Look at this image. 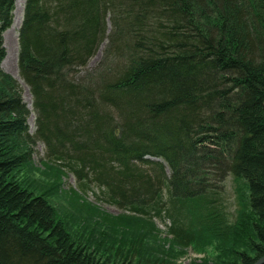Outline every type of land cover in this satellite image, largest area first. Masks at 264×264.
Here are the masks:
<instances>
[{
	"label": "trees",
	"instance_id": "1",
	"mask_svg": "<svg viewBox=\"0 0 264 264\" xmlns=\"http://www.w3.org/2000/svg\"><path fill=\"white\" fill-rule=\"evenodd\" d=\"M13 3L0 0V61ZM106 18L116 63L92 84L77 73ZM18 47L35 130L0 68V264H127L135 251L131 264H172L146 254L143 235L117 258L77 238L19 178L37 141L57 177L64 166L82 190L94 183L126 224L167 221L179 247L208 236L213 264L264 255V0H26Z\"/></svg>",
	"mask_w": 264,
	"mask_h": 264
},
{
	"label": "rangeland",
	"instance_id": "2",
	"mask_svg": "<svg viewBox=\"0 0 264 264\" xmlns=\"http://www.w3.org/2000/svg\"><path fill=\"white\" fill-rule=\"evenodd\" d=\"M21 2L22 0L19 1L20 5ZM24 5L22 11L19 10L18 14V18L21 20L19 27L8 33L11 46V57L7 63L3 62L6 56V49L3 45L5 54L0 61V68L5 73L14 77L21 86L23 101L30 111L27 117V123L29 132L32 134L35 130V114L31 106L32 97L25 83H23L24 85L22 86L20 82L22 80L18 74L17 65L19 50L18 32L22 24ZM14 7L15 0L13 3V10ZM105 22L106 36L104 40L98 45L96 51L88 58L85 65L80 68L77 73L80 79L85 81L90 79L92 84L99 82L101 75L109 68H114L116 63V59L109 56L108 49L107 35L111 32V22L109 18H106ZM10 26L6 28L2 34V44L4 33ZM46 161H48L46 147L42 142L37 141L36 144L33 145V153L30 162L22 167L19 172V178L24 181L26 185L34 183L41 187V191L45 190L50 204L54 207L59 218L66 224V227L79 239L90 238L89 240L92 242L94 248L104 251V256L114 255L115 258H117L118 252H116V250L119 244L125 243L127 245H132L133 242L136 244V240L141 239L143 235V250L145 253H150L152 257L164 260L171 258L172 264H213V262L219 258L220 252L216 246L218 243L208 236L204 239H199L197 244L195 243L188 247H179L173 242L170 243L171 237L167 234L165 226L168 223L167 221H153L154 228L149 230L150 233L144 231L142 222H135L139 221V219H131L132 222L126 224L124 221L130 220L125 219L126 217L122 215L128 214H123L120 208L106 202L100 189L94 183L91 182L88 188L82 190L78 185V180L74 173L63 166L66 173L57 177L58 172H56L55 166ZM52 164L62 165L59 161H54ZM225 187V198H227L231 209H233L234 202L231 201L233 190L231 189L230 180H227ZM71 190L75 191V193H71ZM118 217L119 220H117ZM135 254H139L138 251H135ZM131 257L129 258L128 256L123 261L127 262V264H131ZM133 261L136 263L137 259L134 258Z\"/></svg>",
	"mask_w": 264,
	"mask_h": 264
},
{
	"label": "bare ground",
	"instance_id": "3",
	"mask_svg": "<svg viewBox=\"0 0 264 264\" xmlns=\"http://www.w3.org/2000/svg\"><path fill=\"white\" fill-rule=\"evenodd\" d=\"M19 1L20 0H15V7H14V10H13V20H12L10 28L4 33V36H3V45H4L5 49H6V56H5V59L3 61L4 63H7V61H9V58L11 57V46H10V40H9V37H8V33L10 31H13V30L17 29L19 27L20 23H21L20 18H18V14H19V10L22 11L25 0H22L21 5L19 4ZM20 82L22 83V86H23L24 85L23 82L22 81H20Z\"/></svg>",
	"mask_w": 264,
	"mask_h": 264
},
{
	"label": "water",
	"instance_id": "4",
	"mask_svg": "<svg viewBox=\"0 0 264 264\" xmlns=\"http://www.w3.org/2000/svg\"><path fill=\"white\" fill-rule=\"evenodd\" d=\"M264 263V255L256 259V261L253 264H262Z\"/></svg>",
	"mask_w": 264,
	"mask_h": 264
}]
</instances>
